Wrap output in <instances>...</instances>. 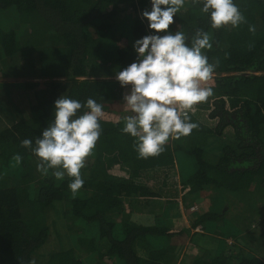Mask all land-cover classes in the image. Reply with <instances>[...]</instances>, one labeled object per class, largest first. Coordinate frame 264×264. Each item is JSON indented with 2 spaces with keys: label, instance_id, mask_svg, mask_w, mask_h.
Listing matches in <instances>:
<instances>
[{
  "label": "trees",
  "instance_id": "16d2710c",
  "mask_svg": "<svg viewBox=\"0 0 264 264\" xmlns=\"http://www.w3.org/2000/svg\"><path fill=\"white\" fill-rule=\"evenodd\" d=\"M234 3L247 19L238 28L212 29L192 0L174 17L170 31L183 30L189 43L196 29L209 32L213 47L203 51L220 64L210 82L213 95L190 112L198 128L142 159L134 138L122 132L131 113L123 105L128 89L115 74L137 61L134 42L155 34L139 15L151 10L150 0H0V78L44 80L0 82V89L13 87L30 99L29 118L0 128V264L36 263L52 231L58 246L43 264H176L189 232H205L207 224L222 229H211L218 237L189 264H264L255 255L264 245V0ZM61 95L82 104L95 99L106 113L75 196L71 178L57 180L52 170L42 175L37 157L21 147L42 134ZM175 171L181 205L189 209L209 194L205 211L181 219L178 201L171 200L175 190L160 200L142 182L148 172L168 177ZM149 208L150 224L133 220V213ZM257 220L260 229L251 230ZM250 234L258 243L253 252L244 247ZM206 238L195 232L189 241L200 246Z\"/></svg>",
  "mask_w": 264,
  "mask_h": 264
},
{
  "label": "clouds",
  "instance_id": "9594fccd",
  "mask_svg": "<svg viewBox=\"0 0 264 264\" xmlns=\"http://www.w3.org/2000/svg\"><path fill=\"white\" fill-rule=\"evenodd\" d=\"M151 10H143L142 19L155 34L146 35L133 44L137 61L115 74L122 88L123 105L130 115L123 117L122 132L134 138L138 157L147 159L160 155L170 139H180L198 128L191 122L190 112L213 95L210 82L219 67L218 58L209 62L203 50L211 49L208 31L196 29L191 36L183 30L170 31L174 17L185 7V0H150ZM202 5L211 28H238L247 19L234 0H192ZM248 30L255 33L254 25ZM163 33V35H160ZM253 47L248 45L249 50ZM229 54L225 53V58ZM106 118L104 107L95 99L86 103L67 95L55 101L54 118L33 141L24 139L21 147L37 157V171L47 176L49 170L57 180L71 178L68 187L73 196L83 187L81 170L93 154L102 134L100 121ZM17 163L22 156L16 154ZM30 264H35L31 261Z\"/></svg>",
  "mask_w": 264,
  "mask_h": 264
},
{
  "label": "rangeland",
  "instance_id": "374dc122",
  "mask_svg": "<svg viewBox=\"0 0 264 264\" xmlns=\"http://www.w3.org/2000/svg\"><path fill=\"white\" fill-rule=\"evenodd\" d=\"M145 10V9H143ZM143 10H140L139 15L141 17V13ZM150 11V9H147ZM142 18V17H141ZM145 22L148 24L147 20L144 19ZM30 82V83H39L42 84V82H44V80L38 79L36 76L32 79L27 78H20V79H15V78H0V82H6V83H12V82ZM16 89L13 87H9L7 88V90L5 91L4 89H0V128L2 126H10L12 124V122L16 119V118H22V119H27L30 117V99H26L24 94H20L23 96H19L18 93L19 91H15ZM23 92V90H21ZM20 91V92H21ZM170 174V177L168 175L167 178H165L164 174H153L152 176H150L147 180H146V184L148 187H150L151 190H153L154 192H156L159 195V198L161 199H166V194L164 189H168L169 188V184L170 187L175 189V184L178 183V176L177 174ZM145 180V179H144ZM180 187L177 186V189H179ZM161 196V197H160ZM243 198H236V203L237 204H243ZM208 196H202L199 199H196L194 201V204H192L189 209H185L183 207V205H181V201L179 200V213L181 216H183V219H186L187 217L192 216L194 213L197 212H203L206 210V205L208 204ZM210 203V202H209ZM264 211V208L262 209ZM50 217L52 215H49ZM258 218H261L260 216H258ZM182 219V217H181ZM254 222V221H253ZM252 223V222H251ZM260 223V220H259ZM257 224V223H256ZM60 224L57 225H51V230L53 228H55L56 226H58ZM209 225L211 224H207V229H206V233H211L212 230L211 228H209ZM256 226V225H255ZM218 226L216 225L214 228L215 230H221L222 227L217 228ZM60 226L58 227V231L57 233H63L62 230L59 229ZM256 229V228H252ZM258 229H260V226L258 225ZM197 233L199 232L200 235L204 234L203 236H208V234H205L202 230L201 227H197L196 229H194L193 231L189 232V238L186 240L185 245H183V247L181 248V252L180 255L183 256V258L180 260L178 258V260L176 261V264H189L192 262V258L198 254L199 250L197 247L193 246L191 241H189L191 234L193 233ZM198 233V234H199ZM56 232H51L50 236H49V241L48 243L45 245V247H43L41 249V251L38 253L39 256V260H36L35 264H43V262L45 260L42 261V259H44L45 256H47V254L49 253L48 251L57 249L58 246V239L55 236ZM249 233H247L248 235ZM246 235V236H247ZM251 238L253 240L250 239H246L247 241L244 242V247L248 250L253 252L254 250H252L251 247H255L258 243L256 241H254V237L250 234ZM215 238L216 235L214 236ZM242 240V239H241ZM227 245L228 246H233L234 241L230 240V239H226ZM242 242V241H241ZM264 243V242H263ZM201 244H208L211 245L209 243V241L207 239H205L204 241L201 242ZM256 256H258L259 258H261L262 260H264V245H263V250H260L259 252L255 253ZM106 264V263H105ZM119 264H123V263H119Z\"/></svg>",
  "mask_w": 264,
  "mask_h": 264
},
{
  "label": "crops",
  "instance_id": "0c3cea01",
  "mask_svg": "<svg viewBox=\"0 0 264 264\" xmlns=\"http://www.w3.org/2000/svg\"><path fill=\"white\" fill-rule=\"evenodd\" d=\"M144 21V23H145V20H143ZM176 170V169H175ZM153 174H156V172H148V173H146L145 174V176L143 177V179H142V182L144 183V185H147L146 184V180L150 177V176H152ZM171 174H177V176H178V173L175 171L174 173H172L171 172ZM169 175V177H170V174H168ZM165 178H167L166 176H165ZM145 179V180H144ZM177 186H179V187H181L180 186V184H179V177H178V183H176L175 184V189H173V188H171L170 187V184H169V190L170 191H172V190H175V198H173V199H171V200H177V201H181L182 200V193H181V188H179V189H177ZM150 188V187H149ZM168 189H164V191H165V193H167V190ZM153 191V190H152ZM209 194H206V196H208ZM202 196H204V195H202ZM201 196V197H202ZM166 198H169V197H171V192H170V195H167L166 194V196H165ZM160 200H165V199H161V198H159ZM209 199V198H208ZM209 201H208V204L206 205V209H207V207H209ZM149 210H150V208L149 209H145V210H143V211H137V212H135V213H133L131 216L133 217V220H135V222H137V223H143V224H150V220L152 219V214H149ZM153 212V211H152ZM151 211H150V213H152ZM175 217V219L174 220H177V217L176 216H174ZM182 217V219L184 218L183 216H181ZM259 222V220H257V221H254L251 225H250V228H251V230H252V228H256V229H258V223ZM256 223H258V224H256ZM250 224V223H249ZM256 225V226H255ZM261 227V226H260ZM209 228H211L210 226H209ZM212 229V228H211ZM199 232H197L196 234L197 235H200V233L198 234ZM205 234H208V236H207V240L209 241V243L211 244V242H210V239L213 237V236H215L214 234H212V233H206V232H204ZM202 235H204V234H202ZM218 237V236H217ZM250 240H253L252 238H250ZM191 243H192V245L193 246H195V247H197L198 248V250H200L201 248H203V247H208V248H210V246L211 245H208V244H201L200 246H199V244H197V243H195V242H193V241H191ZM203 249H205V248H203ZM182 253V252H181ZM183 258V256H181V255H179V259L181 260ZM185 264V263H184Z\"/></svg>",
  "mask_w": 264,
  "mask_h": 264
}]
</instances>
